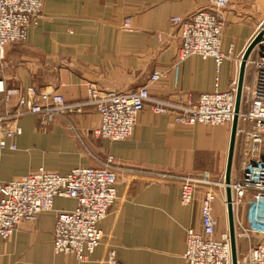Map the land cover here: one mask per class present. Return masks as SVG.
Returning a JSON list of instances; mask_svg holds the SVG:
<instances>
[{"label": "crops", "instance_id": "0c3cea01", "mask_svg": "<svg viewBox=\"0 0 264 264\" xmlns=\"http://www.w3.org/2000/svg\"><path fill=\"white\" fill-rule=\"evenodd\" d=\"M211 6V0L43 1L41 18L25 41L5 48L0 77L8 89L54 91L67 105H82L45 124L35 115L21 117V134L12 141L16 150L0 157V185L38 168L66 175L101 167L111 157L116 200L98 224L101 243L85 262L53 253L55 213L76 206L56 197L52 211L21 223L9 239L0 238V264H107L110 249L119 264H185V231L201 230L200 206L208 191L215 195L212 213L220 236L227 223L224 191L197 186L192 203L183 206L179 180L162 175L210 171L213 179H223L230 125L186 127L145 108L128 139L104 141L92 135L99 116L87 94L89 86L99 96L146 88L153 98L190 94L196 99L235 88L241 57L264 18V0H231L222 10L221 50L232 46L233 52L218 68L213 59L200 57L175 65L180 32L170 19L187 20ZM125 19L129 30L122 27ZM155 72L163 77L150 82ZM9 102L14 106L16 98Z\"/></svg>", "mask_w": 264, "mask_h": 264}, {"label": "built area", "instance_id": "2783aa9c", "mask_svg": "<svg viewBox=\"0 0 264 264\" xmlns=\"http://www.w3.org/2000/svg\"><path fill=\"white\" fill-rule=\"evenodd\" d=\"M211 2V8L197 11L187 20L170 19L180 32L175 65L200 57L213 59L218 68L231 56L232 46L226 53L221 50L222 10L231 0ZM42 9L43 0H0V66L4 62L5 48L25 41L27 31L37 26ZM122 27L129 30V19H125ZM258 33L262 34V41L250 52L245 65L234 144L236 156H233L237 165L233 176L231 172L229 184L235 235L243 238L247 245L238 264H264V18L254 37ZM162 77V73L155 72L149 81ZM87 94L99 116V125L92 130V135L109 142L128 139L138 114L145 108L155 115L171 116L186 127L231 125L234 115L235 88L201 94L196 99L190 94H179L170 100L153 98L146 88L99 96L96 89L89 86ZM10 97L16 98L14 106L9 104ZM81 105H67L54 91L34 87L8 89L0 77V157L4 151L16 150L12 141L21 134L18 124L21 117L35 115L40 124H45ZM111 165L112 159L108 157L101 167L76 168L66 175L38 168L0 185V238L9 239L21 223H34L40 213L52 211L56 197L69 199L76 203L75 208L55 213L53 253L72 256L78 263L85 262L100 245L102 233L98 224L116 200L117 177ZM162 177L179 180L183 206L192 203L197 186L225 188L224 182L220 184V180L213 179L210 171L197 176ZM214 200L215 195L206 192L200 206L201 230L185 231V264H231L228 234L216 237ZM254 237L259 239L258 244H252ZM106 263L119 264L115 250L108 251Z\"/></svg>", "mask_w": 264, "mask_h": 264}, {"label": "water", "instance_id": "95a60500", "mask_svg": "<svg viewBox=\"0 0 264 264\" xmlns=\"http://www.w3.org/2000/svg\"><path fill=\"white\" fill-rule=\"evenodd\" d=\"M261 41H262V34L258 33L250 41V43L248 44L247 48L245 49L241 57L238 78H237V83H236V88H235V102H234V112H233L234 115H233L232 123L230 125V140H229V147H228V152H227V159H226V166H225L223 181L225 185L224 197H225V206H226V215H227V234H228L229 247H230L231 264H238V251H237L236 235H235V228H234V218H233V212H232V207H231V192L229 188L232 163H233V155H234L236 126H237V121H238V113L240 109V98H241V93H242L246 61L250 55V52Z\"/></svg>", "mask_w": 264, "mask_h": 264}, {"label": "rangeland", "instance_id": "374dc122", "mask_svg": "<svg viewBox=\"0 0 264 264\" xmlns=\"http://www.w3.org/2000/svg\"><path fill=\"white\" fill-rule=\"evenodd\" d=\"M44 1V0H43ZM236 88V87H235ZM262 152H264V145H263V147H262ZM236 155V154H235ZM236 165H237V160H235V158H234V164H233V170L231 171L232 172V176H233V174H235V172H236ZM97 168V167H96ZM222 181H223V179H221L219 182H220V184H222ZM224 182V181H223ZM218 188V187H217ZM219 188H221L223 191H224V189H223V187H220L219 186ZM219 194H221V193H219ZM223 195H224V193H223ZM241 211V208L239 209V212ZM223 232H225V233H227V223H223L222 224V227H221V233H223ZM220 233V234H221ZM216 235H217V233H216ZM242 242H245V240H243V238H240V239H238V238H236V244H237V251H238V261L239 262H241V260L243 259V256L245 255V253H246V251H247V245L245 246V249L243 248V251H242V248H241V244H242ZM246 243V242H245Z\"/></svg>", "mask_w": 264, "mask_h": 264}]
</instances>
